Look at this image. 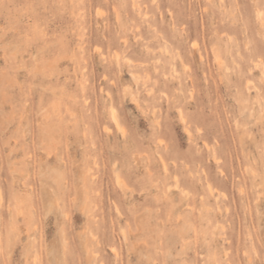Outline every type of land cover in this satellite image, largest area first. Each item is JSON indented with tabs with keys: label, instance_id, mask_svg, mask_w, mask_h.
I'll list each match as a JSON object with an SVG mask.
<instances>
[{
	"label": "rangeland",
	"instance_id": "obj_1",
	"mask_svg": "<svg viewBox=\"0 0 264 264\" xmlns=\"http://www.w3.org/2000/svg\"><path fill=\"white\" fill-rule=\"evenodd\" d=\"M0 264H264V0H0Z\"/></svg>",
	"mask_w": 264,
	"mask_h": 264
},
{
	"label": "bare ground",
	"instance_id": "obj_2",
	"mask_svg": "<svg viewBox=\"0 0 264 264\" xmlns=\"http://www.w3.org/2000/svg\"><path fill=\"white\" fill-rule=\"evenodd\" d=\"M116 121V120H115Z\"/></svg>",
	"mask_w": 264,
	"mask_h": 264
}]
</instances>
